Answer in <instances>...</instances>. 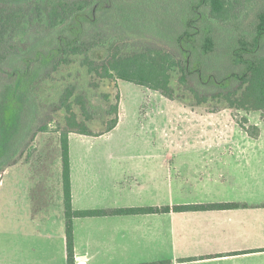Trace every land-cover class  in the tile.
<instances>
[{"label":"crops","instance_id":"obj_1","mask_svg":"<svg viewBox=\"0 0 264 264\" xmlns=\"http://www.w3.org/2000/svg\"><path fill=\"white\" fill-rule=\"evenodd\" d=\"M122 82L117 81L118 125L100 136H69L73 208L106 211L74 219L75 264H264V125L253 122L261 129L259 138H253L231 109L212 112L183 102L173 105L174 114L184 113L182 120L186 119L188 128L192 114L201 113L200 117L208 119L204 125L219 137L194 144L207 164L212 159L205 151L218 155L214 171L184 178L176 155L125 152L133 149L130 145L150 144L125 138L111 143L106 137L125 123ZM140 87L144 95L151 90ZM201 108L208 112L197 110ZM219 122H224L223 128L217 127ZM228 126L231 135L227 137L223 132ZM232 167L235 173L229 170ZM31 194L27 215L0 223L11 226L9 232L0 228V264H68L63 193L59 201L44 204L33 201ZM216 202L247 206L122 212Z\"/></svg>","mask_w":264,"mask_h":264},{"label":"rangeland","instance_id":"obj_2","mask_svg":"<svg viewBox=\"0 0 264 264\" xmlns=\"http://www.w3.org/2000/svg\"><path fill=\"white\" fill-rule=\"evenodd\" d=\"M144 1L147 3H145L146 6L142 11L137 7H129L125 12L118 10L117 13L113 14L108 11V13L104 12L106 9L101 13L98 12L96 15L98 20L95 19L96 23L88 22L90 23L88 26L92 29L91 33L100 30L124 35L129 48L161 47L166 51L176 53L183 63L188 65L187 69L193 72L197 65L203 61L205 64L203 77H197V73H193L188 78V86L194 87L202 94L212 95L225 90L223 85L230 86L226 89L236 88L238 83L235 82V79H232V83L228 79L233 72H242L243 69L236 65L230 50L237 43V39L247 35L252 27L250 29L242 27L235 30L227 25H218L215 26V29L208 25L204 19L197 20L198 16L202 15L198 7L195 10L199 13L192 9V5L196 4L197 0ZM6 2L0 0V6H7L9 3ZM130 2L134 4L132 1ZM29 4L34 6V3L28 0L17 3L21 6H30ZM257 6L258 9H264V0L259 2ZM119 9L122 8L119 7ZM183 12L186 14L181 18ZM91 19L94 21L93 18ZM30 29L29 34L26 32L20 38L16 37L15 40H11L9 45L6 44L0 53H8L7 58H15L14 63L22 64L24 59H31L36 49H43L40 46L35 47L37 40L40 41L41 37L45 36V44L49 48L53 46L50 43L54 32L49 34L46 25L33 22ZM158 29H161L162 32H158ZM208 30H215L214 34L218 39V47L211 56H204L201 51L202 39L200 36L206 34ZM262 43L264 44V40ZM42 44L44 43L42 42ZM178 44L180 48H177ZM23 50L27 54L22 53ZM105 55L104 51L95 52L94 58L99 59ZM50 66L46 67L45 70H50ZM180 76L181 70L179 68L172 71V85L176 95L180 97V99L175 100L166 98L154 90H147L146 95H144L142 87L123 81L120 84V91L123 96L122 108L125 123L120 129L106 137L110 138L108 140H111V143H116L119 138L137 140L138 142L145 140L150 144L149 146L143 145L141 148L142 145H130L127 147L133 149H126L125 152L151 151L176 155L175 161L178 163L181 176L184 178L197 177L206 171H214L213 161L218 160L219 157L215 153L205 151L204 153L209 155L208 159H212L207 164V161L202 159L201 155L194 149V144L198 140L211 139L215 136L212 135L213 128L204 125L205 122H208L207 118L200 117L201 113H193L192 119L188 121L192 126L188 128L186 119L182 120L184 113L177 112L174 114L172 112L173 105H180L182 102L190 106L196 104V99L186 89L188 86L185 87L179 82ZM42 77L44 79L40 82L39 93L43 95L45 100H49L46 102L43 100L45 103H41L38 119L31 122L27 120L29 126L24 127L23 120L12 113L11 102L14 100L26 101L29 97L27 95L24 97L16 96L13 80H11L13 76L6 73L0 75V115L6 113L7 120L5 123L7 126L10 124V128L0 135V223H10V220L18 215H27L30 193H32L33 201L40 204L59 201L60 193H63V190L60 189L62 184V175L60 176L62 148L60 133L57 131V128L64 126L65 118V109L58 107L57 97L61 90L65 86L73 84L77 86V92L87 91L92 103L98 107V109L93 110L96 115L101 114L109 106L105 94L110 95L111 102L117 101L116 97L119 93L117 80H102L99 87L95 86L93 84L95 78L88 74L87 69L81 66L78 60L67 66H61L58 71L53 72L48 77L47 75ZM204 105L206 106L203 107L209 110L221 108L228 104L226 101L211 98ZM207 109L197 110L206 112ZM232 113H236L238 119L247 118L251 124L259 122L264 125V113L262 111L247 113L238 110L232 111ZM48 120H50L49 129L42 131L40 127ZM106 123V117H103V120L94 121L92 124L94 132L103 131ZM223 124L224 122H219L217 127L220 125L223 128ZM223 133L227 137L230 136V126L226 127V131ZM215 138L219 137L216 135ZM145 141L144 144H146ZM121 147V151H123V146ZM222 166L224 167L223 164ZM229 170L235 173L233 167ZM31 186L33 187L32 190H30ZM193 189L191 188V191ZM199 189L200 187H197V190ZM17 204L21 208L19 211ZM4 223L0 224V228L9 232L11 226L4 225Z\"/></svg>","mask_w":264,"mask_h":264},{"label":"trees","instance_id":"obj_3","mask_svg":"<svg viewBox=\"0 0 264 264\" xmlns=\"http://www.w3.org/2000/svg\"><path fill=\"white\" fill-rule=\"evenodd\" d=\"M3 1H7L6 3L9 4L0 6V50L4 49L6 44L9 45L10 41L15 40L16 37L20 38L26 32L29 34L33 22L46 25L49 34L54 32L50 43L53 46L49 48L45 44V36L41 37L40 41L37 40L35 47L40 46L43 49H36L31 59H24L22 64L14 63L15 58H7L8 53H0V75L6 73L13 76L11 80H13V88L16 90L15 95L20 97L27 95L29 97L26 101L14 100L11 102L12 113L23 120L24 127L29 126L27 120L31 122L38 119L41 103L44 104L49 100H45L43 95L39 93L40 82L44 79L42 76L46 77L47 75L48 77V75L58 71L61 66H67L76 60L87 69L90 76L95 78L93 84L97 87L102 80H123L158 91L171 100L180 99L172 85V71L174 69L179 68L181 70L179 82L185 87L188 86V78L193 73H197L196 76L200 78L204 75L205 64L203 61L197 65L193 72L187 69L188 65L184 64L176 53L166 51L161 47L129 48L124 35L100 30L91 33L92 29L88 26L90 24L88 22L96 23L98 12L101 13L106 9L104 12L113 14L117 13L118 10L125 12L129 7H137L142 11L146 6L145 3H147L144 0H28L33 2L34 6L30 4V6L17 5L18 2L24 0ZM130 1L134 4H131ZM147 1L155 2L156 0ZM261 1L197 0L196 4L192 5V9L195 10L198 7L202 12L197 20L204 19L208 25L215 29V26L227 25L235 30L242 27L249 29L252 27V30H249L247 35L240 36L230 50L236 65L243 69L242 72H233L228 79L231 83L232 79H235V82L238 83L236 88L226 89L230 86L223 85L225 90L212 95H205L194 87L188 86L186 89L196 99V104L191 105L206 106L204 104L212 98L218 101H226L228 104L221 108L209 109L212 112L229 108L232 111L243 110L247 113L262 111L264 113V44L262 43L264 40V9H258L257 6ZM196 12L199 13V11ZM185 14L183 12L181 18ZM190 20L192 19L190 18ZM158 32H162L161 29H158ZM214 33L215 30H208L206 34L200 36L202 39L201 51L204 56H211L218 47V39ZM177 48H180L179 44ZM102 51L106 53L104 57L94 58L95 52L100 53ZM22 53L27 54L24 50ZM49 65H51L50 70H45ZM206 71L208 70L206 69ZM76 88V85L69 84L61 90L57 97L58 107L65 109L64 126L57 128V131L60 133L62 148L60 157L62 160V190L66 217L68 264H75L76 260L74 219L102 215L106 212L104 210H75L73 208L69 136L71 133L100 136L112 131L119 123V93L115 103L111 102L109 94H105L109 106L101 114L96 115L93 110L98 109V107L92 103L87 91L77 92ZM233 116L251 137L259 138L261 129L258 125L249 123L247 118L238 119L236 113ZM103 117L107 118L105 129L98 133L94 132L92 124L96 120H103ZM6 120L7 114L2 113L0 115V135L10 128V124L6 125ZM49 122L50 120L46 121L40 129L47 131ZM245 206L247 205L235 202H216L177 205L173 208L123 209L122 212L171 211V209L176 211L223 210Z\"/></svg>","mask_w":264,"mask_h":264}]
</instances>
